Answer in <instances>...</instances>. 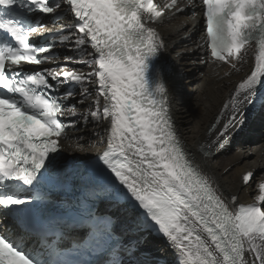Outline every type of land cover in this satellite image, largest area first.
I'll return each instance as SVG.
<instances>
[{
    "label": "snow or ice",
    "instance_id": "1",
    "mask_svg": "<svg viewBox=\"0 0 264 264\" xmlns=\"http://www.w3.org/2000/svg\"><path fill=\"white\" fill-rule=\"evenodd\" d=\"M62 9L64 27L32 19L60 24ZM189 10L214 62L231 72L255 59L210 126L222 150L247 109L264 112V0H0V264H136L140 241L129 255L97 207L107 192L142 210L137 230L162 234L177 264H264V174L241 175L256 180L252 203L225 197L170 114L155 25ZM89 123L104 148L77 190L57 157L68 129Z\"/></svg>",
    "mask_w": 264,
    "mask_h": 264
},
{
    "label": "bare ground",
    "instance_id": "2",
    "mask_svg": "<svg viewBox=\"0 0 264 264\" xmlns=\"http://www.w3.org/2000/svg\"><path fill=\"white\" fill-rule=\"evenodd\" d=\"M185 21L187 27L184 26ZM199 21L178 16L158 28L166 45L165 79L169 87L171 113L185 148L196 157L203 171L214 179L220 192L225 197L237 196L238 204L248 203L260 194L258 186L255 179L245 186L240 178L247 170H252L257 178L264 174L262 141L250 139L251 134L244 126L243 131L227 140L221 150L211 146L208 128L214 118L221 115L223 105L229 101L236 85L249 73L253 54L242 67L238 65L239 71L231 72L229 65L202 58L197 53L199 48H196L195 41ZM250 112V109L246 110L245 120ZM93 128L91 123L83 127L81 141L76 140L72 144L73 155L78 158L89 156L104 146L93 135ZM97 131L103 135L102 130ZM78 142L81 148L77 147Z\"/></svg>",
    "mask_w": 264,
    "mask_h": 264
}]
</instances>
